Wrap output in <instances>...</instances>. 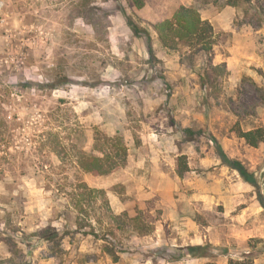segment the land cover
Returning <instances> with one entry per match:
<instances>
[{
    "label": "rangeland",
    "instance_id": "rangeland-1",
    "mask_svg": "<svg viewBox=\"0 0 264 264\" xmlns=\"http://www.w3.org/2000/svg\"><path fill=\"white\" fill-rule=\"evenodd\" d=\"M225 1L0 0V231L29 243L47 226L70 231L57 257L20 244L27 264H264V142L239 135L264 129V0ZM182 5L214 26L212 63L229 71L219 98L202 82L207 58L168 49L155 30ZM123 10L151 33L153 56ZM49 81L65 86L36 88ZM48 132L65 138L66 165L42 145ZM218 144L258 187L221 162ZM119 147L126 160L110 174L70 165L77 151ZM38 156L51 178L29 166ZM81 181L95 192L76 191ZM200 245L207 254L192 256Z\"/></svg>",
    "mask_w": 264,
    "mask_h": 264
},
{
    "label": "trees",
    "instance_id": "trees-1",
    "mask_svg": "<svg viewBox=\"0 0 264 264\" xmlns=\"http://www.w3.org/2000/svg\"><path fill=\"white\" fill-rule=\"evenodd\" d=\"M137 8L141 9L145 6V0H132ZM216 2L220 0H214ZM225 5L236 6L237 4L234 0H227L223 2ZM124 17L136 36L144 37L146 39L147 48L150 55L154 54V47L152 43L151 33L142 27H140L133 18L123 10ZM155 30L159 35V39L162 44L170 50H178L181 47L189 49L191 54L195 56H205L207 58V67L204 74L202 75V82L204 86L210 89L215 98H219L222 88L223 81L225 77L229 74L226 63L216 64L212 63L213 58V47L215 44V29L213 24L207 20L203 19L200 10L195 6H185L182 5L173 14L171 18L162 20L155 25ZM36 83L28 82L25 88H33ZM36 88L39 89H59L65 86V82L58 81L56 83H51L50 81L45 84H36ZM9 114V113H7ZM3 122V121H2ZM4 123H10V120L4 121ZM186 132L194 134L192 129H186ZM3 134L5 130L2 129L0 125V151H5L7 145L2 142ZM239 135L252 146L257 147L260 143L264 142V129L258 128L250 131H239ZM46 141H43L42 145H48L50 149L56 153L60 158L62 165H66L68 161L64 158V152H67V147L64 143L65 138H61L59 133H47ZM64 139V140H63ZM97 139L96 141H98ZM107 141H114V139H108ZM100 142V141H98ZM49 143V144H48ZM109 143V142H108ZM115 143V142H113ZM112 146H116L113 144ZM102 155H94L86 153L84 151H77L76 155L71 159V166H75L77 169L84 173H96L100 175H106L117 170L126 160L127 149L119 147L118 150L122 153L114 154L110 149L101 148ZM218 156L221 162L232 169L239 172L241 177L253 186L258 187V179L255 173L251 172L246 165L240 160L231 158L224 151L220 144L217 145ZM29 166L35 173L44 174L47 171L48 165L42 160V157L38 156L35 158H29ZM5 162H9L6 160ZM2 163V164H1ZM26 163H22V166ZM188 169L180 170V174L184 175ZM44 172V173H43ZM6 173V167L0 159V178ZM45 175V174H44ZM47 178H51L49 175H45ZM44 176V177H45ZM53 178V177H52ZM55 180V179H54ZM76 191L83 189L84 193H93L96 189L91 188L86 182H79ZM261 202L264 208V195H260ZM75 208L83 210V203L81 199H73ZM83 220V219H82ZM78 227L72 233L81 232L82 222L81 217H77ZM70 232V231H69ZM67 231L61 232L59 229L53 226H47L36 234L37 239L31 241H26L21 237H17L16 234L6 233L0 231V243L7 244L11 250V257L6 260H0V264H27V259L25 253L20 248V244H24L26 247H31V249L36 248L40 243H45L47 248V253L49 257H57L63 255L66 251L64 247V240L70 234ZM27 237V236H26ZM37 242V243H36ZM33 244V245H31ZM103 250L109 254L114 261H118L120 255L116 250L115 246L110 243H104ZM194 252L192 256L202 257L205 256L207 247L206 246H196L194 247Z\"/></svg>",
    "mask_w": 264,
    "mask_h": 264
}]
</instances>
